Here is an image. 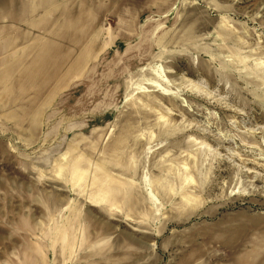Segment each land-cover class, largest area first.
Segmentation results:
<instances>
[{
  "label": "rangeland",
  "instance_id": "obj_1",
  "mask_svg": "<svg viewBox=\"0 0 264 264\" xmlns=\"http://www.w3.org/2000/svg\"><path fill=\"white\" fill-rule=\"evenodd\" d=\"M0 264H264V0H0Z\"/></svg>",
  "mask_w": 264,
  "mask_h": 264
},
{
  "label": "crops",
  "instance_id": "obj_2",
  "mask_svg": "<svg viewBox=\"0 0 264 264\" xmlns=\"http://www.w3.org/2000/svg\"><path fill=\"white\" fill-rule=\"evenodd\" d=\"M37 61H38V59H37Z\"/></svg>",
  "mask_w": 264,
  "mask_h": 264
}]
</instances>
